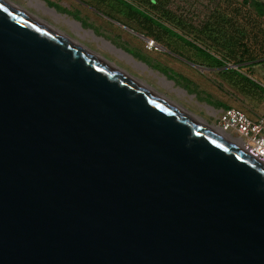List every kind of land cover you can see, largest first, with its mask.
Wrapping results in <instances>:
<instances>
[{
  "label": "water",
  "instance_id": "water-1",
  "mask_svg": "<svg viewBox=\"0 0 264 264\" xmlns=\"http://www.w3.org/2000/svg\"><path fill=\"white\" fill-rule=\"evenodd\" d=\"M0 264H264V163L0 0Z\"/></svg>",
  "mask_w": 264,
  "mask_h": 264
},
{
  "label": "rangeland",
  "instance_id": "rangeland-1",
  "mask_svg": "<svg viewBox=\"0 0 264 264\" xmlns=\"http://www.w3.org/2000/svg\"><path fill=\"white\" fill-rule=\"evenodd\" d=\"M8 1L210 125L218 126L219 115L226 107H238L252 117L264 112V63L237 64L229 61L232 57L229 45L219 44L217 47L211 45L210 41L203 42L195 33L168 22L186 39L223 58L225 66L220 67L208 62L194 48L163 32L155 33V38L142 21L131 20L125 13L117 12L109 0H40L46 7L36 0ZM129 1L155 15L160 13V0ZM161 1L178 15H183V22L199 27L217 11L222 0ZM74 20L82 24L78 23L80 28L74 24ZM152 40L155 43L150 47L148 42ZM151 63L168 67L192 83L178 82Z\"/></svg>",
  "mask_w": 264,
  "mask_h": 264
},
{
  "label": "trees",
  "instance_id": "trees-1",
  "mask_svg": "<svg viewBox=\"0 0 264 264\" xmlns=\"http://www.w3.org/2000/svg\"><path fill=\"white\" fill-rule=\"evenodd\" d=\"M112 8L117 12H123L129 19L142 21L152 35L157 38L155 33L163 32L188 46L194 48L201 55L205 56L208 62H214L218 66H225V60L212 55L206 49L196 45L193 41L186 39L175 29L176 27L193 32L198 39L214 46L229 45L231 60L234 63H241L248 59H257L264 57V1L263 0H222L217 11L207 17L199 27L192 23L183 22V15H178L168 7L165 2L160 0L159 15L150 13L129 0H109ZM69 12V10H66ZM85 21V20H84ZM87 23V21H85ZM173 23L176 27L171 26ZM248 26V27H247ZM254 46V47H253ZM257 46H261L263 53L257 52ZM255 47L257 49H255ZM259 51V49H258ZM170 78L183 81L190 85L192 82L183 75L174 72L168 67L151 63ZM208 64V63H207Z\"/></svg>",
  "mask_w": 264,
  "mask_h": 264
},
{
  "label": "built area",
  "instance_id": "built-area-1",
  "mask_svg": "<svg viewBox=\"0 0 264 264\" xmlns=\"http://www.w3.org/2000/svg\"><path fill=\"white\" fill-rule=\"evenodd\" d=\"M148 43L153 47L155 42ZM218 126L230 137L241 140L243 149L264 163V112L252 117L238 107H227L219 115Z\"/></svg>",
  "mask_w": 264,
  "mask_h": 264
},
{
  "label": "bare ground",
  "instance_id": "bare-ground-1",
  "mask_svg": "<svg viewBox=\"0 0 264 264\" xmlns=\"http://www.w3.org/2000/svg\"><path fill=\"white\" fill-rule=\"evenodd\" d=\"M41 6H44V7H46V4L44 3V2H42V1H40V0H36ZM18 8H20V7H18ZM20 9H22L23 11H26V10H24L23 8H20ZM27 12V11H26ZM28 13V12H27ZM42 21V20H41ZM42 22H44V21H42ZM72 23H74L73 21H72ZM44 24H46V25H48L49 27H52V26H50L49 24H47V23H45L44 22ZM78 28H80V25L78 24V23H74ZM53 29H56V28H54V27H52ZM57 31H59L58 29H56ZM62 35H64V36H66L67 38H69V36H67L66 34H63L61 31H59ZM71 39V38H70ZM73 41L74 42H76V43H78L77 41H75L74 39H73ZM96 56H98L99 58H101L102 60H104V61H106L104 58H102L101 56H99L98 54H96V53H94ZM108 62V61H107ZM109 63V62H108ZM112 67H114L115 69H117L118 71H120L121 73H123L124 75H127V76H130V75H128L126 72H124V71H122L121 69H119V68H117L114 64H112V63H109ZM134 78V77H133ZM134 79H136V78H134ZM140 84H142V85H144L145 87H147L148 89H152V88H150V87H148V86H146L143 82H141V81H139L138 79H136ZM152 91H154V93H156L157 95H159L160 97H162L163 99H165L166 101H168L169 103H171V104H173V105H175L176 107H178V108H180L182 111H184V112H186V113H188L187 111H185L182 107H180L178 104H176V103H174V102H172V101H170V100H168L166 97H164L163 95H161V94H159L157 91H155L154 89H152ZM188 114H190V113H188ZM192 115V114H191ZM195 117V119H197V120H199L200 121V123H202L203 125H205L206 127H208L210 130H212L213 132H215V133H217L218 135H220L221 137H223V138H225L226 140H228V141H231V143H234L236 146H238V147H240L241 149H243V146H242V142H241V140H239V139H234V138H232V137H230L228 134H226L225 132H223L221 129H220V127L219 126H214V125H210L208 122H206L205 120H203V119H201L200 117H197V116H194Z\"/></svg>",
  "mask_w": 264,
  "mask_h": 264
},
{
  "label": "crops",
  "instance_id": "crops-1",
  "mask_svg": "<svg viewBox=\"0 0 264 264\" xmlns=\"http://www.w3.org/2000/svg\"><path fill=\"white\" fill-rule=\"evenodd\" d=\"M254 47V46H253ZM262 47L264 48V45H262ZM259 49V51H258V49ZM257 48L255 47V49H257V52L258 53H263L264 51H263V49L261 48V46H257ZM263 51V52H262ZM229 61H232L233 63H234V61L233 60H229ZM230 63V62H229ZM241 63H264V57L262 56V57H259V58H257V59H255V60H253V59H248V60H244L243 62H241ZM227 108V107H226Z\"/></svg>",
  "mask_w": 264,
  "mask_h": 264
}]
</instances>
